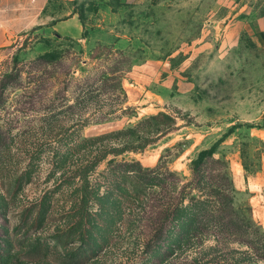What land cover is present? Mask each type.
Segmentation results:
<instances>
[{
    "label": "rangeland",
    "instance_id": "1",
    "mask_svg": "<svg viewBox=\"0 0 264 264\" xmlns=\"http://www.w3.org/2000/svg\"><path fill=\"white\" fill-rule=\"evenodd\" d=\"M263 2L115 4L108 35L0 47V264H264V41L219 48Z\"/></svg>",
    "mask_w": 264,
    "mask_h": 264
},
{
    "label": "crops",
    "instance_id": "2",
    "mask_svg": "<svg viewBox=\"0 0 264 264\" xmlns=\"http://www.w3.org/2000/svg\"><path fill=\"white\" fill-rule=\"evenodd\" d=\"M143 1L0 0V47L10 45L30 32L38 37L58 36L76 40L86 39L89 29L101 30L98 32L108 35L112 29L108 30L107 20L117 14L115 4L120 8ZM259 7L260 11L255 7L235 8L231 18L222 23L219 48L234 46L243 34L264 41V2ZM226 17V14L220 16Z\"/></svg>",
    "mask_w": 264,
    "mask_h": 264
},
{
    "label": "trees",
    "instance_id": "3",
    "mask_svg": "<svg viewBox=\"0 0 264 264\" xmlns=\"http://www.w3.org/2000/svg\"><path fill=\"white\" fill-rule=\"evenodd\" d=\"M213 150L212 149H204L201 150L198 157L196 158L195 162H194V168L193 171H196L199 166L208 158L213 154ZM90 165L87 164L86 166L83 167L82 171H86L87 169H89Z\"/></svg>",
    "mask_w": 264,
    "mask_h": 264
}]
</instances>
